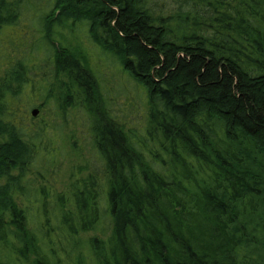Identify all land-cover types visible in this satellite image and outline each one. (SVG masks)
<instances>
[{
    "label": "trees",
    "instance_id": "1",
    "mask_svg": "<svg viewBox=\"0 0 264 264\" xmlns=\"http://www.w3.org/2000/svg\"><path fill=\"white\" fill-rule=\"evenodd\" d=\"M103 64L142 90L143 124L113 114ZM70 110L88 112L99 164L66 207L35 180L59 175L48 147ZM82 251L264 264V0H0V264Z\"/></svg>",
    "mask_w": 264,
    "mask_h": 264
},
{
    "label": "rangeland",
    "instance_id": "2",
    "mask_svg": "<svg viewBox=\"0 0 264 264\" xmlns=\"http://www.w3.org/2000/svg\"><path fill=\"white\" fill-rule=\"evenodd\" d=\"M150 4L160 3L162 0H148ZM27 25H29L27 27ZM33 26L29 22H24L21 31H27ZM28 28V29H27ZM22 33L20 32V36ZM29 35V34H28ZM4 39L9 37L8 33H4L2 36ZM36 39V35H35ZM11 43V41L9 42ZM20 43V42H19ZM23 44V43H22ZM91 53V52H90ZM93 55V53H91ZM97 52L94 51V55L91 56L94 60H97ZM117 64L113 65L111 68L110 64L102 65V79L104 80V93H107L111 100V108L113 114L117 116L124 122L132 123H144L146 118V103L144 99V94L123 72L118 69ZM117 68H115V67ZM101 71V70H100ZM144 99V100H143ZM27 101V100H26ZM41 103V100L37 99L34 103L28 105L26 102L27 113L22 115L23 124L30 127L32 124L31 111L37 105ZM35 119V118H34ZM68 126L63 131L64 146L62 150V134L61 132H53L52 139L54 141L53 146L48 148L52 151L55 148V158L59 161L58 172L59 175L53 180V176L46 177L50 180L47 181H37V185H46L50 188L52 193H55L51 198V201L57 202L59 200L58 195L62 196L63 205L69 207L72 200L74 199V193L76 187L79 185L77 180L86 179L92 170L99 164V159L97 152L94 148V134L91 129V119L87 111L85 110H70L67 116ZM31 127L36 126L37 122ZM54 147V148H53ZM88 169V171H87ZM46 165L42 161L40 164H36L35 168H32L31 177H39L37 172H43L46 174ZM56 171V170H55ZM59 202V201H58ZM99 235V233H89L87 235H82V240L87 241L90 237ZM100 238V237H99ZM83 260L85 264L93 263L91 262V254L85 255L82 251ZM81 255V254H80ZM76 257H73V260ZM77 259L73 262L76 263Z\"/></svg>",
    "mask_w": 264,
    "mask_h": 264
},
{
    "label": "water",
    "instance_id": "3",
    "mask_svg": "<svg viewBox=\"0 0 264 264\" xmlns=\"http://www.w3.org/2000/svg\"><path fill=\"white\" fill-rule=\"evenodd\" d=\"M39 114H40V109H38V108H35L31 111V115L33 118H37L39 116Z\"/></svg>",
    "mask_w": 264,
    "mask_h": 264
}]
</instances>
